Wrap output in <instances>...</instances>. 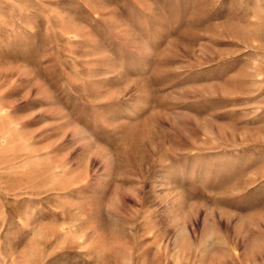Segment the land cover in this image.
<instances>
[{"label":"rangeland","instance_id":"374dc122","mask_svg":"<svg viewBox=\"0 0 264 264\" xmlns=\"http://www.w3.org/2000/svg\"><path fill=\"white\" fill-rule=\"evenodd\" d=\"M0 264H264V0H0Z\"/></svg>","mask_w":264,"mask_h":264}]
</instances>
